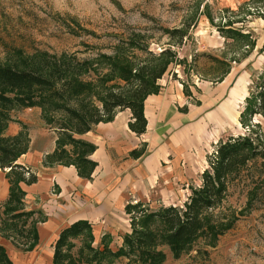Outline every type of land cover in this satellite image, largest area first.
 <instances>
[{"label": "rangeland", "instance_id": "374dc122", "mask_svg": "<svg viewBox=\"0 0 264 264\" xmlns=\"http://www.w3.org/2000/svg\"><path fill=\"white\" fill-rule=\"evenodd\" d=\"M247 2L229 11L219 7L217 0H0V64L7 63L4 58L13 49L97 63L107 61L117 49L116 55L124 61H167L156 90L143 101L148 119L142 140L138 138L137 147L125 153L123 148L108 151L113 164L132 158L142 165L154 157L153 169L143 170L145 193L129 192L121 208L120 230L116 235L103 233L99 239L91 233V247L115 250L120 246L122 236L130 232L129 205L180 206L190 189L199 185L206 157L219 140L249 131L264 135V117L255 114L244 125L239 121L250 83L264 69V61L255 58L262 48L255 49L254 24L258 20V27L262 26L264 7ZM221 27L236 29L244 37H226ZM164 29H178L184 35L171 36ZM160 109L163 118L180 117L163 132V151V142L154 137L160 130L152 121ZM8 114L12 120L4 135H14L20 122L27 127L30 146L39 147L49 139L41 134L46 128L37 108ZM47 131L54 144L55 132ZM132 150H137L135 155ZM131 170L125 166L123 173ZM213 212L224 223L215 239L201 236L178 257L158 245L164 255L162 264H264V159H256L228 185ZM69 240V253L76 258L86 239ZM110 264L136 263L133 258H119Z\"/></svg>", "mask_w": 264, "mask_h": 264}, {"label": "trees", "instance_id": "16d2710c", "mask_svg": "<svg viewBox=\"0 0 264 264\" xmlns=\"http://www.w3.org/2000/svg\"><path fill=\"white\" fill-rule=\"evenodd\" d=\"M252 2L264 7V0L247 3ZM260 15L264 18V14ZM164 30L171 36L184 35L178 29ZM220 30L226 37H244L230 27ZM113 53L106 57L107 61L97 63L77 61L73 56L56 57L47 51L25 53L13 49L4 58L7 63L0 64V170L8 183L7 197L0 204V237L8 239L15 248L25 251L35 245L36 224L46 216L40 209L24 210V192L19 184L35 182L36 171L29 165L15 163L28 150L29 139L26 125L20 122L14 135L3 134L12 120L8 111L37 108L45 128L55 132L53 149L42 155L41 165H71L78 177L89 180L96 165L89 158L95 145L77 135L98 122L111 120L124 109L130 112L128 129L135 135L142 134L146 125L143 101L156 90V82L167 64L124 61L116 55L117 49ZM255 114L264 117V69L250 83L239 121L244 125ZM136 152L132 150L131 154ZM256 159H264L263 134L249 131L219 140L206 157L207 168L200 173L199 185L190 189L180 206L158 205L150 209L147 205H129L126 211L131 216L130 232L122 236L115 250L88 245L92 240L90 224L75 220L60 229L52 245L51 264H110L119 258H133L136 264H162L164 255L158 245L167 246L173 257H178L201 236L213 241L224 226L214 209L224 200L228 185L247 172ZM75 237H84L87 243L73 258L69 239ZM0 264H11L1 245Z\"/></svg>", "mask_w": 264, "mask_h": 264}, {"label": "crops", "instance_id": "0c3cea01", "mask_svg": "<svg viewBox=\"0 0 264 264\" xmlns=\"http://www.w3.org/2000/svg\"><path fill=\"white\" fill-rule=\"evenodd\" d=\"M248 0H217L219 7L233 11L240 4ZM262 26L258 27V20L255 21V49L262 48L257 61H264V18L259 19ZM161 111L157 113L154 120L155 129L160 131L154 134L158 137V143L164 149L163 132L169 127L177 124L180 117L173 115L161 117ZM144 117L146 107H143ZM155 117V118H154ZM148 119V118H147ZM130 120L128 109L115 113L113 119L107 123L98 122L89 131L78 135L79 138L95 145L94 151L89 158L95 161L96 165L91 173V180L80 178L76 175L73 166L51 165L42 166L41 158L45 153L53 149V140L50 139V132L47 129L41 130V134L49 138L44 140L39 147L30 146L21 154L15 163L29 165L36 171L35 182L26 185L20 183L24 192V210L40 209L46 216L45 220L36 224L37 241L30 250L22 251L15 248L11 242L0 237V245L4 248L11 264H51L52 245L58 236L61 228L75 220H86L91 226L93 237L99 239L103 233L116 235L121 228V208L126 202L128 193L143 194L146 188L143 184L144 169L147 172L155 166V159L152 156L146 162L139 165L137 159H128L125 164L111 163L108 151L115 153L122 148L125 153L137 147V142L142 140L143 134L135 135L128 129L127 123ZM146 126V125H145ZM47 132V133H46ZM151 144V143H150ZM131 166V173H123L125 166ZM142 170V173H141ZM125 175V176H123ZM8 183L0 170V202L7 197Z\"/></svg>", "mask_w": 264, "mask_h": 264}]
</instances>
